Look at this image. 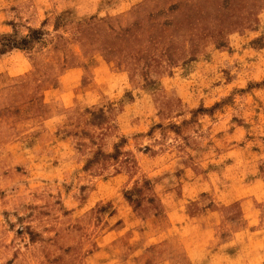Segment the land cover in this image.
Wrapping results in <instances>:
<instances>
[{
    "label": "rangeland",
    "instance_id": "1",
    "mask_svg": "<svg viewBox=\"0 0 264 264\" xmlns=\"http://www.w3.org/2000/svg\"><path fill=\"white\" fill-rule=\"evenodd\" d=\"M0 264H264V0H0Z\"/></svg>",
    "mask_w": 264,
    "mask_h": 264
},
{
    "label": "trees",
    "instance_id": "2",
    "mask_svg": "<svg viewBox=\"0 0 264 264\" xmlns=\"http://www.w3.org/2000/svg\"><path fill=\"white\" fill-rule=\"evenodd\" d=\"M37 30L33 31V34H29L28 36L24 37L21 42L17 41V39L14 38L13 35H3V39L5 40L3 43H1L0 52L3 53L6 50H10L13 48H19L21 43H27L31 39L32 36H34V33H36ZM38 33V32H37Z\"/></svg>",
    "mask_w": 264,
    "mask_h": 264
}]
</instances>
